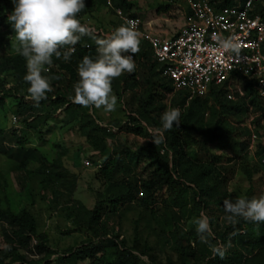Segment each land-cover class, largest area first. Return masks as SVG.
<instances>
[{
	"label": "rangeland",
	"instance_id": "rangeland-1",
	"mask_svg": "<svg viewBox=\"0 0 264 264\" xmlns=\"http://www.w3.org/2000/svg\"><path fill=\"white\" fill-rule=\"evenodd\" d=\"M128 1L133 3V8L140 13L145 23H149L153 31L174 34L183 23L182 13L185 9L183 0ZM160 4L169 6L166 10L159 11ZM83 20L86 22V19ZM87 21L91 25L105 26V32H113L120 26L116 24L118 22L116 17L104 7L94 10L91 19ZM133 59L137 72L142 65L141 60L136 55ZM137 74L136 77H139V73ZM77 82L78 80H74L70 83L69 92L72 98L74 85ZM119 84L121 86V82ZM118 91L121 93L120 96L112 86V94L117 97L115 111L106 112L103 108H89L88 113L90 118L96 116L99 119L96 122L101 129L106 128L111 133L106 136V148L109 152L117 150L118 154L113 155L118 158L117 167H120L113 174L114 180L125 179L122 165L127 164L128 174L137 177L140 183L143 179H149L151 168L147 166L144 159L136 163L134 153H139L143 147L154 144L152 132L161 127L162 113L169 106L179 108L177 105L181 95L173 90L166 92L164 88L156 85L153 89L149 120L141 117L137 112L141 100L145 97L141 85H135L130 90L119 87ZM238 98L236 96L235 99H228L236 101ZM10 100L11 98H7L5 109L0 110V125L5 126L7 131L15 127L20 128L21 125L20 118L17 116L20 123H14L13 114L8 111ZM208 105H212L211 99ZM246 105V110L242 113L236 110L225 112L217 107L221 116L235 127L226 139H209V130L205 124L210 117L207 110L204 111L202 125L190 122L186 128L180 126L177 128L183 147V162L187 159L198 168L212 166L214 168L212 175L217 177L218 182L220 181L216 196L209 197L206 204L201 190L212 186L213 180L208 178L197 184L192 181L196 176L194 168L197 167H192L191 171L185 173L182 165L179 164L176 170H172V178L169 182L158 188L150 197L151 202H147V207L141 205V198L147 196L141 189L132 201L124 203L119 210L113 211L109 208L106 199V180L100 177L98 171V166L103 160L102 154L93 151L94 155L86 156V154L90 155L92 147L81 135L78 124L67 123L61 111L55 115L56 120L49 121L47 126L43 127L44 133L25 131L32 138L30 145L38 148L40 155L47 159V163L55 164V173H58V190L61 192L53 194L51 186L43 187L40 183L42 178L40 175L13 170L11 160L0 154L2 174L0 203L5 207L6 205L11 207L13 212L26 208L35 215L38 233H45L47 245L56 251L50 257L51 264L69 247H77L88 241H104L112 235H119V238L124 239L125 246L137 256V264H237L239 253L245 256V248L252 249L250 243L253 239L248 237L236 239L233 231L228 230L231 225L224 219L226 213L223 200L230 199L234 202L240 197L252 199L264 195V167L258 165L259 159L264 158V118L260 105L247 103V101ZM179 109L181 112L182 108ZM130 117H136V119L132 120ZM255 119H258V124L253 123ZM47 127H50L52 131L47 130ZM249 129L256 134L254 145L250 144L249 135L245 134V130ZM102 132L100 130V133ZM167 137L168 134L165 132V142L161 147L168 153L169 164L173 166V153ZM244 144L246 147L241 151ZM77 151L83 154L85 159L94 161L96 165L85 168L75 162ZM115 152L112 151V153ZM260 163L262 164L261 161ZM37 164V162H31L28 166L29 170L33 171ZM253 168H256L255 172ZM249 173H251L250 177ZM99 199L104 200L103 207L109 208V211L105 213L108 216L104 215L98 223L99 232L94 233L87 228L83 217L81 220L74 217V212H71L70 208L76 205L75 207L78 208L74 211L79 214L83 208L91 209ZM201 212L209 217L215 234L213 238H210L209 244L201 242L196 225L193 223ZM103 222L104 229L101 228ZM2 230L0 222V248L5 244L2 239ZM217 243L226 247L224 257L232 258L233 262L226 263L225 258H212L211 247ZM253 250L255 251V248ZM20 251L24 253L32 250L22 248ZM30 253L27 258L38 259L40 263L44 262L39 260L44 252L34 249ZM100 254L107 255L109 263L116 261L115 248L112 246L107 247L105 251L101 250L98 255ZM142 257H147V260L145 261ZM85 263L88 264L89 259L77 264ZM59 264H71V260L64 263L61 261Z\"/></svg>",
	"mask_w": 264,
	"mask_h": 264
},
{
	"label": "trees",
	"instance_id": "trees-1",
	"mask_svg": "<svg viewBox=\"0 0 264 264\" xmlns=\"http://www.w3.org/2000/svg\"><path fill=\"white\" fill-rule=\"evenodd\" d=\"M112 1L124 13H129L134 6L128 0ZM261 1L264 2V0ZM84 3L85 8L76 17L82 25L84 24L83 19H91L94 10L101 7L106 8L104 0H84ZM233 3V0H221L217 5L224 6ZM167 6L169 5L160 4L158 10L164 11L167 9ZM12 8V0H0V110L3 111L5 109V100L11 98L8 111L13 116H18L21 122L20 128L11 129L10 131H7L5 126L0 125V154L4 158L11 160L13 170L26 171L28 173L33 172L35 175H40L42 177L40 183L43 187L51 186V192L53 194L61 192L58 190V173H55V164L52 162L47 163V159L40 155L38 148L30 145V139L32 140V138L28 133H25L26 130H33L34 133L41 134L43 127L45 128L49 121L56 120L55 115L58 111L63 113L64 119H67V123L78 124L81 135L85 137L92 147L90 155L86 154V156L94 155L93 151L102 154L103 160L101 165L98 166V171L100 177L106 180V199L109 203V208H112L113 211L119 210L124 203L132 201L141 189L142 193L147 194L146 197L141 198V205L147 207V202H151L149 200L150 197L154 195L158 188L167 184L172 178L171 172L172 170H176L177 165H182V170L185 173L191 171L192 167H197L187 159L183 162L182 142L178 135V127L174 125L173 129L167 132L168 144L173 153V166L169 164L168 153L161 147L162 144H150L140 149L139 153H134L136 163L140 159H144L148 164L147 166L151 168L149 179H143L139 183L137 177L128 174V165L124 164L122 168L124 169L125 179L114 180L113 174L120 167H117L118 158L114 156L118 154L117 150H112L116 151L112 153V151L109 152L106 148L105 139L106 136L111 135L110 131L106 128L101 129L96 122L99 119L96 116L90 118L88 113L89 108L74 103L69 92L70 83L74 80H79L77 68L83 57L89 56L95 59L97 56V46L94 39L89 36H83L79 43L75 45V51L67 61L62 57L58 59L53 55V63L50 66L45 65L49 66V70L42 72V75L50 79L52 91L46 94L47 99L41 100L39 104H36L27 98L29 85L24 79L27 74L26 61L24 57L15 51V48L18 46V41L15 38V31L7 20ZM259 10L264 15V6L262 3H259ZM108 11L113 14L112 10ZM86 15L90 17L88 18ZM117 21V25L122 24L119 19ZM94 26L102 29V31H106L105 26H96V24ZM95 35L98 37L104 36L101 33H95ZM67 47L70 46L61 48V52L65 51ZM135 55L137 57L139 56L141 60L142 65H140V69L137 72L134 70L132 73L121 74L112 81V86L120 96L121 93L118 91L119 87L124 90H130L135 85H141L144 89L143 94L145 97L141 100L137 112L141 117L150 120V112L152 111L150 105L153 101V89L155 86H161L166 92L172 91L173 87L171 81L162 75V65L152 59L151 50L146 41L141 39L140 51ZM137 73H139V77H136L138 75ZM56 76H59V79H52ZM120 82L121 86H119ZM244 90L245 96H239L236 101L229 100L226 97L225 85H213L204 96L191 98H188L186 91H177L181 95L177 107L182 108L179 126L186 128L190 122L200 123L202 125L203 114L207 110L210 117L205 124L209 130V139H226L234 131L235 127L221 116V113L218 112L219 109L225 112L236 110V112L242 113L246 110V101L247 103H252L257 106L260 105L261 107L257 93L249 84L244 86ZM209 99H211L212 105H208ZM130 118L132 120L136 119V117ZM253 123L258 124V119H255ZM47 130L52 131L50 127H47ZM100 130L103 132L100 133ZM250 132V129L245 130V134L250 135ZM245 147L246 144L243 145L241 151ZM76 155L75 162L82 166H84V160H89L85 159V156L78 151ZM33 161L37 162L38 166L33 171H30L28 166ZM260 161L261 159H259L258 165L264 167ZM90 162L92 164L90 167L96 165L94 161L91 160ZM194 169H196V176L192 179L193 182L199 184L208 178L214 182L212 186L201 190L206 204L209 197L216 196V189L220 181L218 182L217 177L212 175L214 168L210 165ZM253 171L255 172L256 168H253ZM0 177H2L1 172ZM103 203L104 200L99 199L91 209L83 208L79 214H76L74 211V209L78 208L75 207L76 205L70 209L71 212H74L75 218L81 220V217H83L87 223V228L94 233H98L100 230L98 223L104 215H107L105 213L109 211V208L103 207ZM0 222L3 229L2 239L5 243L0 248V264H51L50 257L56 251L47 245L48 241L45 233H38L36 217L32 212L26 208H22L18 212H13L11 207H7V205L5 207L0 203ZM101 228H105L104 222ZM228 230L233 231V236L236 239L238 238L240 240L243 237L253 239V242L250 243L252 249L245 248V256L239 253L236 261L237 264H264V223L257 225L240 218L239 222L234 226H229ZM33 240H36V242L33 243ZM104 241H88L81 243L77 247H69L53 260V264H59L61 261L64 263L67 260H71V264H77L78 262L84 263L88 259V264H137V256L133 254L131 249L125 246V241L122 237L119 238V235H112ZM109 246L115 248V254L117 256L116 261L112 263L107 261V255H98L101 250L105 251ZM22 248L31 249L32 251L36 249L44 252L42 257H39V260L41 262L43 260L44 262L40 263L38 259L27 258V255L32 251L23 253L20 251ZM254 248L255 251L253 250ZM143 252H146V250H143ZM215 258L219 259L220 257L217 256ZM224 258L226 263L233 262L232 258Z\"/></svg>",
	"mask_w": 264,
	"mask_h": 264
},
{
	"label": "clouds",
	"instance_id": "clouds-1",
	"mask_svg": "<svg viewBox=\"0 0 264 264\" xmlns=\"http://www.w3.org/2000/svg\"><path fill=\"white\" fill-rule=\"evenodd\" d=\"M12 4L7 20L18 41L15 51L26 61L27 74L24 79L29 85L27 98L36 104L47 99L46 94L52 91V87L50 79L42 75L47 71L45 65L53 63V55L69 60L75 45L83 36H89L95 41L97 56L95 59L84 56L79 63V80L74 85L72 100L85 108L115 111L117 97L112 94V81L124 72H134L136 68L133 56L140 51L142 35L137 30L138 21L125 18V23L112 33L98 37L95 28L82 25L76 18L85 8L84 0H12ZM216 39L225 51L239 52V45L230 39L220 36ZM65 46L70 47L61 52L60 49ZM52 79H59V76ZM180 115V109L171 106L162 113L161 127L152 132L154 144L165 142V132L171 131L174 125L179 126ZM223 208L226 213L224 219L230 225H236L240 218L257 225L264 223V195L252 199L240 197L234 202L225 199ZM193 223L201 242L209 244L210 238L215 235L209 217L201 212ZM211 252L212 258L218 256L223 259L226 247L217 243L211 247ZM142 259L146 261L147 257Z\"/></svg>",
	"mask_w": 264,
	"mask_h": 264
},
{
	"label": "built area",
	"instance_id": "built-area-1",
	"mask_svg": "<svg viewBox=\"0 0 264 264\" xmlns=\"http://www.w3.org/2000/svg\"><path fill=\"white\" fill-rule=\"evenodd\" d=\"M104 1L106 9L112 10L122 24L125 18L138 21L141 39L148 43L152 59L162 65L161 73L171 81L173 91L184 90L191 98L204 96L213 85H225L226 97L235 99L245 96L244 86L249 84L258 95L264 118V15L259 10V3L264 6V2L233 0V4L218 6L221 0H183V23L174 34H168L153 31L136 9L124 13L112 0ZM83 23L95 28L96 34L112 33L87 20ZM217 36L238 44L239 52L225 51ZM45 68L49 70V66ZM12 119L17 122L15 116ZM255 140L251 130L250 144ZM261 162L264 165V158ZM83 165L92 164L84 160Z\"/></svg>",
	"mask_w": 264,
	"mask_h": 264
}]
</instances>
